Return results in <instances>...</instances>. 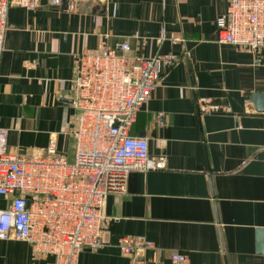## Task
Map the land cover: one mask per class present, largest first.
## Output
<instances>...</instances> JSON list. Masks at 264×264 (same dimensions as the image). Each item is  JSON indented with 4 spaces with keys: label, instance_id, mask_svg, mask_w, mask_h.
Wrapping results in <instances>:
<instances>
[{
    "label": "crops",
    "instance_id": "0c3cea01",
    "mask_svg": "<svg viewBox=\"0 0 264 264\" xmlns=\"http://www.w3.org/2000/svg\"><path fill=\"white\" fill-rule=\"evenodd\" d=\"M34 0L11 5L0 52V128L15 154L42 153L49 136L71 161L77 111L74 60L117 42L132 58L172 53L129 134L147 139L164 167L128 173L103 204V243L80 249L76 264H264V45L215 42L226 0ZM72 5V9H65ZM201 102L222 109L200 111ZM7 200L0 197V208ZM149 247L123 254L122 237ZM27 242L0 239V264H44ZM49 259V257H48Z\"/></svg>",
    "mask_w": 264,
    "mask_h": 264
},
{
    "label": "built area",
    "instance_id": "2783aa9c",
    "mask_svg": "<svg viewBox=\"0 0 264 264\" xmlns=\"http://www.w3.org/2000/svg\"><path fill=\"white\" fill-rule=\"evenodd\" d=\"M52 6L58 0H50ZM34 7V0H0V52L9 6ZM67 5L65 9H72ZM218 44L251 50L264 45V0H226L215 19ZM129 46L117 42L74 60L69 79L77 121L71 134V161L49 136L42 153L15 154L6 148L7 129L0 128V239L27 242L44 264H76L80 249L103 243V204L108 193L122 192L129 172L164 167V156L148 154L147 139L129 134L163 67L172 53L149 58L127 55ZM200 111L222 109L201 102ZM151 242L143 236L122 237L117 247L134 254ZM49 257V259H48ZM170 264H187L184 253H170Z\"/></svg>",
    "mask_w": 264,
    "mask_h": 264
},
{
    "label": "water",
    "instance_id": "95a60500",
    "mask_svg": "<svg viewBox=\"0 0 264 264\" xmlns=\"http://www.w3.org/2000/svg\"><path fill=\"white\" fill-rule=\"evenodd\" d=\"M253 106L258 110H264V94L262 93H252L250 95ZM257 242L258 249L264 251V229L257 228Z\"/></svg>",
    "mask_w": 264,
    "mask_h": 264
}]
</instances>
